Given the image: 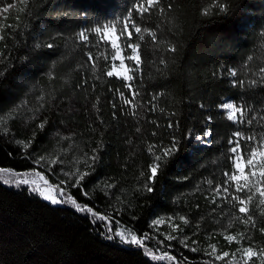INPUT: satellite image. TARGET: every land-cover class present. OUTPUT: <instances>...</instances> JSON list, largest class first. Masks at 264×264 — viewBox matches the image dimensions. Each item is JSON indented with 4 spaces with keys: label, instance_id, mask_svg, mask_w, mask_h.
<instances>
[{
    "label": "trees",
    "instance_id": "trees-1",
    "mask_svg": "<svg viewBox=\"0 0 264 264\" xmlns=\"http://www.w3.org/2000/svg\"><path fill=\"white\" fill-rule=\"evenodd\" d=\"M141 2L147 7L146 0H0V10L13 5L0 11V168L40 172L51 187L65 181L66 196L99 214L48 202L0 173V264H226L213 245L235 254L232 264H245L239 252L264 249L258 193L247 223L231 197L249 193L229 183L213 203L225 170L231 174L229 138L264 135V0H219L226 13L214 0H159L142 16L134 8ZM129 13L141 29L135 33L131 22L127 29L140 45V67L130 72L135 115L116 91L131 99L125 81L106 75L115 52L94 31L108 25L117 34ZM118 43L132 68L131 49ZM224 100L243 106L252 123L229 121ZM173 139L175 153L149 181L155 156ZM84 172L79 187L66 175ZM120 228L143 246L107 238ZM165 254L175 259H155Z\"/></svg>",
    "mask_w": 264,
    "mask_h": 264
},
{
    "label": "snow or ice",
    "instance_id": "snow-or-ice-1",
    "mask_svg": "<svg viewBox=\"0 0 264 264\" xmlns=\"http://www.w3.org/2000/svg\"><path fill=\"white\" fill-rule=\"evenodd\" d=\"M147 7H145L144 3L141 2L139 4L134 5L135 10L139 15H143L144 13H148L150 9H152L155 5L159 3V0H146ZM13 5H8V7L0 10L3 12H7L9 8H11ZM171 5H169V8ZM213 7L218 8L220 12L226 13L228 11V7L224 3H220L219 0H214ZM163 9H161L162 11ZM204 14H208V10H204ZM129 22H131L132 28L135 31V33L140 34L141 29L136 26L134 21H131V13H129V16L126 18L125 23L121 26L119 32L115 35V38H109L106 35L108 25H104V32H102L101 27H96L94 29L95 33L99 34L100 41L109 44L110 48L114 50L115 55L112 57L113 66L111 70L106 71V75L108 77L115 76L117 79L125 81V88L128 89L129 93L131 94V99H127L124 96V93L121 92L119 89L116 91L119 93V96L121 100L123 101V104L126 106H130L132 109V114L135 115V109L138 107V105L134 104L133 101L136 99V97L139 95L138 91L132 88L131 81H133L136 77L134 75H130L129 72L135 71L140 67V61L141 58L138 55V51L140 48L139 44H133L131 43L132 40V32L127 31L129 27ZM11 27V26H9ZM125 32L127 33L125 35ZM2 38V37H0ZM79 39L82 42H87L89 37L85 34V32H81L79 34ZM140 40H143V35L139 36ZM152 39L155 40L156 36L153 33ZM126 41L125 48L131 49V54L126 57L128 61L132 63V68H128L125 66V57L121 55L122 49L118 44V41ZM48 47H51V45H48ZM174 51V49H172ZM88 58L91 61L92 57L91 54H88ZM119 59L120 65L122 68H124L123 71H117L115 66V61ZM261 72H264V69H261ZM230 74L235 77L237 75L235 70H231ZM236 81L233 80V86H236ZM241 85L244 83L243 81L239 82ZM252 84H255L256 81H251ZM155 99V97H153ZM115 107V106H114ZM222 111H225L227 113L226 118L235 123H248L251 124L252 120L249 119L245 121L246 112L243 108V106H237L235 103H229V102H222L221 105H219ZM154 108V106H153ZM115 115V113H114ZM173 124L169 123L168 127H172ZM39 127L43 128L44 124L39 125ZM139 131V129H137ZM155 134V133H153ZM210 132H205L204 135L208 136L210 135ZM191 135V133H189ZM244 142L245 147H241V142ZM230 148H229V162L231 165V174L227 170L224 172V184L223 186L217 185L215 188L216 197L213 198V203L216 202V198H221L220 193L223 192L227 194L229 192L228 184L231 182L234 183V191L236 193H249L247 195L246 199H242L239 195H233L231 197L232 201L236 202L238 207V212L241 214H245L247 216V220L244 222L247 223L248 221L252 220V216L249 214L251 209L248 207V205L252 202L253 197L256 193L259 194V196L262 198L260 200V204L264 205V135H262L259 140L256 136H245L239 131L233 133L232 137L229 138L228 141ZM176 144L177 141L173 139L172 141V147L171 148H164L162 150L163 155L162 156H155V161L151 167H150V176L148 177L149 181H152L155 179L158 173V169L160 167V162L171 155H173L176 151ZM155 145L149 146V152H152L153 148H155ZM245 156H247L246 162L242 163L244 161ZM259 157V159H257ZM93 160L96 159L95 156L92 157ZM45 160L44 157H40L39 160L36 161L37 164L43 162ZM53 165L57 163L56 160H53L51 162ZM245 168L248 169V172H245ZM257 168L260 169L259 172H257ZM0 173H9L11 176H15L16 179L14 181L5 180L4 183H12L16 186L21 185H28L29 190L38 194L41 198L53 203H70L72 206H74L78 211L81 212H87L90 214H93L94 216H97L99 214L93 213V209L88 206H81L76 199H74L72 196L65 194L64 188L60 187L59 184H66L65 181H60L58 185L49 187V181L48 179L43 176L40 172H37L36 174L40 176V179L43 181L44 186L37 184L35 180H29L28 178H21L24 176L23 173H16L12 169H5L0 168ZM71 176H76V180L73 186L79 187L81 185V181L85 178V176L89 175V173H72V174H66ZM209 184H211V181H208ZM147 191L151 192L152 188L145 185ZM253 189L255 191L253 192ZM86 195V193H85ZM101 220H106L107 218L104 216L99 217ZM181 220H184V217L180 218ZM187 222V221H185ZM162 221H153V224H160ZM254 226V221H253ZM261 231H264V229H261ZM109 232H111V229H109ZM108 239H114L119 238L122 243H131L138 247H142L144 244V241L142 239H139L136 235H132L130 238L125 236L123 232H116L114 234H110ZM174 237H167V239L171 240ZM229 242H232L236 240L234 236H226L225 237ZM238 242V241H237ZM213 252H215V246H212ZM151 255V253H149ZM234 255V254H233ZM229 256L228 252H224L222 256H216L215 258L217 260L223 259L224 257ZM260 256L262 260H264V249L260 250L259 252L254 251L252 247H247L243 249V258L245 260V264H248V261H251L253 257ZM157 260H174V257H170L167 254L157 256L155 257Z\"/></svg>",
    "mask_w": 264,
    "mask_h": 264
},
{
    "label": "rangeland",
    "instance_id": "rangeland-1",
    "mask_svg": "<svg viewBox=\"0 0 264 264\" xmlns=\"http://www.w3.org/2000/svg\"><path fill=\"white\" fill-rule=\"evenodd\" d=\"M105 31V30H104ZM106 35H107V37H109V38H115V35H116V33H115V29H114V27H112V26H108V29H107V32H106ZM119 44V43H118ZM121 55H122V53H121ZM123 56V55H122ZM115 66H116V70L117 71H123L124 70V68H122L121 67V65H120V60L119 59H117V63H115ZM125 66L127 67V65H126V63H125ZM129 74H130V72H129ZM223 102H229V103H233V102H231V101H229V100H224ZM226 113V112H225ZM226 115H227V113H226ZM242 163H244V161H242ZM245 172H246V168H245ZM247 173V172H246ZM42 174V173H41ZM43 175V174H42ZM44 176V175H43ZM22 178H28L29 180H35L36 182H37V184H39V185H41L42 187L44 186V184H43V181L40 179V176H38L36 173H33L31 176H23ZM232 183V187L234 188V183L235 182H231ZM49 187H51L50 185H48ZM47 201V200H46ZM49 202V201H48ZM118 232H123L124 234H125V236H127L128 238H130L132 235H135V234H133V233H131L129 230H126V229H123V228H120L119 230H118ZM215 255L216 256H222V254L224 253V252H219L217 249H215ZM229 253V252H228ZM241 252H239L238 254L240 255L239 257H241V258H243V252L240 254ZM235 256V254L233 255L232 253H230L229 254V256H227V257H224L223 259H221V261H223V262H226V264H232V258ZM243 260H244V258H243Z\"/></svg>",
    "mask_w": 264,
    "mask_h": 264
}]
</instances>
